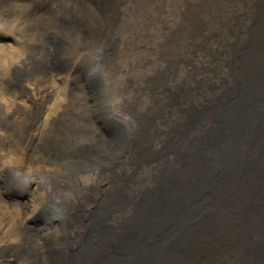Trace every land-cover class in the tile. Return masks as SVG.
Instances as JSON below:
<instances>
[{
	"label": "bare ground",
	"instance_id": "bare-ground-1",
	"mask_svg": "<svg viewBox=\"0 0 264 264\" xmlns=\"http://www.w3.org/2000/svg\"><path fill=\"white\" fill-rule=\"evenodd\" d=\"M0 264H264V0H0Z\"/></svg>",
	"mask_w": 264,
	"mask_h": 264
},
{
	"label": "rangeland",
	"instance_id": "rangeland-1",
	"mask_svg": "<svg viewBox=\"0 0 264 264\" xmlns=\"http://www.w3.org/2000/svg\"><path fill=\"white\" fill-rule=\"evenodd\" d=\"M169 6L167 3H164L163 6L161 7L162 10L168 11ZM154 28H150V26H147V34L148 36L155 35V31L157 29V24L153 25ZM141 27V26H140ZM131 34V31L128 30L126 33L120 34L117 37V42H114V51L111 52L110 54V73L107 75V79H105L106 87H107V98L111 103H115L119 100V96L121 93V90L118 88V86H122V84L126 81V77H132L134 82H138V78H136V69L133 64V58H136L137 55H139V51L137 46L142 44V45H148L147 42L141 43V40L138 39L134 42L133 50L129 52H124L123 48L126 46V49L128 48V42L126 36H129ZM151 46V45H150ZM127 51V50H126ZM90 57H97L98 52L94 50H90L89 53ZM129 65V66H128ZM105 73V72H104ZM120 84V85H119ZM118 85V86H117ZM126 96V94H122ZM72 198V202H74Z\"/></svg>",
	"mask_w": 264,
	"mask_h": 264
}]
</instances>
